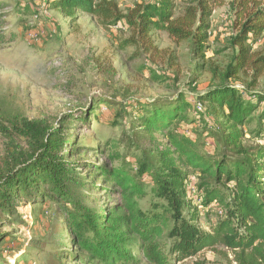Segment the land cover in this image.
<instances>
[{
	"label": "trees",
	"instance_id": "16d2710c",
	"mask_svg": "<svg viewBox=\"0 0 264 264\" xmlns=\"http://www.w3.org/2000/svg\"><path fill=\"white\" fill-rule=\"evenodd\" d=\"M225 1L183 0L179 8L178 0H147L127 12L115 0H49L48 6L72 19L86 13L107 24L124 21L129 35L120 47L134 48V57L147 55V76L163 82L169 78L155 65L165 58L177 75L178 64L172 51L155 42V32L187 42L206 62L212 17ZM230 5L231 54L225 66H210V83L198 94L205 111H192L182 93L138 101L131 111L123 101L98 99L114 108L104 124L120 128L118 137L109 133L96 148L105 147L109 161L82 158L84 147L68 132L75 124L65 117L1 116L0 264H10L17 248L12 245L22 243L4 230L7 225L42 230L38 239L30 238L31 249L44 253L39 264H177L219 246L233 252L230 264H264V110L254 115L264 102L256 91L264 76V4ZM198 119L204 126L191 127ZM252 123L257 144L246 142ZM208 138L214 153L207 150ZM22 203L35 204L32 222L20 214ZM201 209L216 216L210 230L199 225Z\"/></svg>",
	"mask_w": 264,
	"mask_h": 264
},
{
	"label": "rangeland",
	"instance_id": "374dc122",
	"mask_svg": "<svg viewBox=\"0 0 264 264\" xmlns=\"http://www.w3.org/2000/svg\"><path fill=\"white\" fill-rule=\"evenodd\" d=\"M115 1L123 12H127L135 4L147 0ZM260 1L264 4V0ZM230 2L226 0L214 11L211 47L206 62L192 53L187 42L177 44L166 32H155V42L160 48L172 51L178 64L176 75L167 68L166 59H161L155 65L157 72L165 73L169 79L155 82L147 76V55L134 57V48L120 47L122 40L129 35L124 21L122 27L115 29L112 24L86 13H79L74 19L66 17L59 9H49V0H0V33L4 36L0 41V118L17 115L29 118L65 117L75 124L70 126L68 132L76 135V142L84 147L81 157L99 162L109 161L105 147H101L102 152L96 148L103 143L107 134L118 137L120 128L104 124L114 108L100 106L98 99L123 101L131 111V105L135 106L138 101L172 99L182 93L192 101V111L196 112L198 94L206 90L211 80L210 66H225L231 54L229 39L233 34L231 24L234 13ZM183 5V0H178L179 8ZM32 31L37 32L38 37L31 38ZM203 63L206 65L204 68H196L197 64ZM236 85L243 87V83ZM256 91L264 94V76L259 79ZM252 99L256 100V97ZM93 104L94 111L87 120H83ZM205 110L206 105L203 104ZM263 110L264 102L260 103L254 115ZM128 117L125 121L129 120ZM198 121L190 126L202 128L203 122ZM256 125L252 123L246 127L248 144H257V139L250 133V129ZM207 141V150L214 153V141L212 138ZM4 143L0 138V149ZM106 147L109 148L108 145ZM101 197L107 202L106 195ZM115 197L116 194L110 198ZM148 202L149 199H145L142 204ZM34 206L32 203L21 205L20 214L30 222L34 218L31 212ZM206 213L207 209H201L199 225L204 230H210L216 216ZM4 230L12 231L22 241L21 244L16 241L12 245L17 248L15 255L8 256L10 264H17L20 258L27 260L28 264L43 262L44 253L40 249H31L33 241H30L32 237L38 239L42 230L18 229L17 225H7ZM47 250H51L50 247ZM233 258L231 250L219 246L217 250H204L177 264H230ZM68 264L83 263L77 259ZM142 264L151 263L143 261Z\"/></svg>",
	"mask_w": 264,
	"mask_h": 264
},
{
	"label": "built area",
	"instance_id": "2783aa9c",
	"mask_svg": "<svg viewBox=\"0 0 264 264\" xmlns=\"http://www.w3.org/2000/svg\"><path fill=\"white\" fill-rule=\"evenodd\" d=\"M113 27H114L115 29H119L120 27H122V23L118 22V23L114 24ZM123 27H124V26H123ZM30 37H31V38H36V37H38V33L35 32V31H32V32L30 33ZM195 108H196L197 111H199V110H203V103H202L201 101L197 100V101L195 102Z\"/></svg>",
	"mask_w": 264,
	"mask_h": 264
}]
</instances>
